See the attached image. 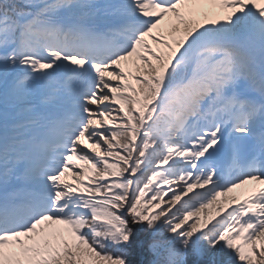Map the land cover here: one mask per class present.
<instances>
[{
	"label": "snow or ice",
	"instance_id": "snow-or-ice-1",
	"mask_svg": "<svg viewBox=\"0 0 264 264\" xmlns=\"http://www.w3.org/2000/svg\"><path fill=\"white\" fill-rule=\"evenodd\" d=\"M139 223L264 264V0H0V264H126Z\"/></svg>",
	"mask_w": 264,
	"mask_h": 264
},
{
	"label": "trees",
	"instance_id": "trees-1",
	"mask_svg": "<svg viewBox=\"0 0 264 264\" xmlns=\"http://www.w3.org/2000/svg\"><path fill=\"white\" fill-rule=\"evenodd\" d=\"M135 232L136 231L133 228L130 240L121 246L126 254V264H152V261L155 258L150 249V244L153 239V229L148 228L147 224L143 223L141 232L143 235H146L147 240L142 247L141 253H138L137 251L136 238L134 237ZM191 260L192 257L190 256L189 264H191Z\"/></svg>",
	"mask_w": 264,
	"mask_h": 264
},
{
	"label": "rangeland",
	"instance_id": "rangeland-1",
	"mask_svg": "<svg viewBox=\"0 0 264 264\" xmlns=\"http://www.w3.org/2000/svg\"><path fill=\"white\" fill-rule=\"evenodd\" d=\"M166 27V26H165ZM234 194H239V195H243V193H242V190H240V189H237L236 190V192L234 193ZM166 199L168 198V197H165ZM142 225H143V223H139V224H130V227L132 228H134L135 229V231L136 232H138V234L137 235H135L134 234V237L135 238H141V240H142V245H144L143 243H145L146 242V240H147V238H146V235H141V229H142ZM132 228V229H133ZM135 232V233H136ZM143 236V237H142ZM125 243V242H124ZM124 243H121V245H120V247L122 246V244H124ZM142 245H137V242H136V247L138 248V249H141L142 248Z\"/></svg>",
	"mask_w": 264,
	"mask_h": 264
}]
</instances>
